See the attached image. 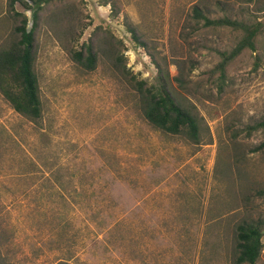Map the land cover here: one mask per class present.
I'll return each mask as SVG.
<instances>
[{"label":"rangeland","instance_id":"rangeland-1","mask_svg":"<svg viewBox=\"0 0 264 264\" xmlns=\"http://www.w3.org/2000/svg\"><path fill=\"white\" fill-rule=\"evenodd\" d=\"M11 1L0 0V49L22 21ZM216 3L65 0L44 8L42 118L17 113L0 91V264H234V227L264 224V32L222 82L220 54L242 33L206 27L194 8L264 27V0ZM15 9L31 26L32 11L22 2ZM91 39L98 64L87 72L69 51ZM155 61L201 116L200 144L145 119L131 81L158 87Z\"/></svg>","mask_w":264,"mask_h":264},{"label":"trees","instance_id":"trees-1","mask_svg":"<svg viewBox=\"0 0 264 264\" xmlns=\"http://www.w3.org/2000/svg\"><path fill=\"white\" fill-rule=\"evenodd\" d=\"M33 5L22 0H12L10 9L15 17L22 18L19 25L14 28L11 42L0 49V91L12 105L13 109L26 117L37 122L42 118L43 107L41 88L36 71L37 63V33L40 29L42 11L46 6L65 0H29ZM22 2L25 8L32 11V24L25 14L16 12L15 5ZM223 0H217V7L222 8ZM113 9L115 16L120 13L116 6ZM226 9H224L225 11ZM195 17L204 21L206 27L231 28L242 33L237 46L231 52L221 53L220 64L216 72L220 73L223 82L226 77L228 65L239 57L244 51L250 49L257 51V42L264 32L263 25L246 23L237 19L224 16L211 19L205 15L200 7L194 8ZM136 45L147 47L146 42L141 40L138 31L127 24ZM101 28H97L94 35L99 37ZM71 59L77 67L84 71H94L98 64V52L91 39L79 48L75 46L69 51ZM158 87L147 88L146 81H137L133 78L132 86L142 97V111L145 119L156 129L173 136H181L200 144L201 116L186 105L174 90L170 81V73L157 61ZM178 81V79H176ZM180 82V81H179ZM182 86V83H181ZM259 128V127H257ZM264 148V144L261 146ZM235 241L234 264H257L263 251V223L243 222L233 229Z\"/></svg>","mask_w":264,"mask_h":264},{"label":"water","instance_id":"water-1","mask_svg":"<svg viewBox=\"0 0 264 264\" xmlns=\"http://www.w3.org/2000/svg\"><path fill=\"white\" fill-rule=\"evenodd\" d=\"M263 233H264V231H263Z\"/></svg>","mask_w":264,"mask_h":264}]
</instances>
